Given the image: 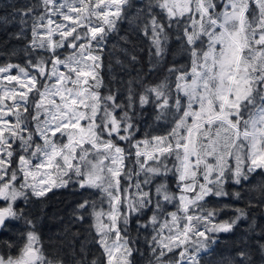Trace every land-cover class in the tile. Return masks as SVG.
Masks as SVG:
<instances>
[{"label":"snow or ice","instance_id":"6c2138e0","mask_svg":"<svg viewBox=\"0 0 264 264\" xmlns=\"http://www.w3.org/2000/svg\"><path fill=\"white\" fill-rule=\"evenodd\" d=\"M5 8L11 21L0 15V25L18 20L15 37L30 30L31 39L23 64H0V232L11 221L27 226L21 244L2 242L0 264H65L46 254L18 202L72 186L92 190L95 198L72 215H90L100 250L89 260L82 242L73 264H136V254L145 264H206L213 234L247 218L235 208L230 221L216 222L230 206L211 198L242 199L226 185L264 174V0H29ZM124 23L149 41L150 57L126 95L115 76L106 83L102 75ZM119 39L128 43L127 34ZM173 41L185 61L146 83ZM147 105L162 132L148 125L140 135ZM253 207L264 208V183L252 188ZM255 228L253 218L245 231ZM253 252L264 264V227L254 246L221 264H255Z\"/></svg>","mask_w":264,"mask_h":264},{"label":"trees","instance_id":"16d2710c","mask_svg":"<svg viewBox=\"0 0 264 264\" xmlns=\"http://www.w3.org/2000/svg\"><path fill=\"white\" fill-rule=\"evenodd\" d=\"M29 0H0V15H8L11 21V8H5V5L15 4L18 8L26 5ZM134 3H140L141 0H133ZM135 11V9H133ZM20 25L17 21L8 23L7 25H0V64L5 62L24 63L23 49L31 39V32L27 30L24 37L17 39L15 33L19 32ZM127 34L128 43H124L119 39V36ZM115 43L121 48L126 49V53L119 49H112L111 45ZM149 41L139 32L132 30L127 23L121 26L119 35H113L109 42L108 49L104 54V69L102 75L105 82L108 83L112 76L116 77L114 87H120L124 95H126L127 81L137 76V70L140 75L148 73L149 70ZM15 53V54H13ZM135 55L137 61L134 63L131 56ZM120 59L125 67L116 64V60ZM153 62L155 58L153 57ZM183 63L185 58L179 55L178 46L173 41L170 43L168 52L164 57V63L155 71L147 76L146 83L155 84L163 79L165 69L169 67L173 61ZM111 62L112 70L109 72L108 64ZM120 81L124 84L121 85ZM137 86V92H139ZM156 109L152 105L145 106L144 115L142 117L143 123L141 125L140 135L148 128V125H153L152 131L160 133L163 128L159 125L163 121L157 122L154 120ZM264 183V174H253L250 181L244 182L243 187L229 183L226 185V190L230 193L233 191H240L242 199H233L231 196L223 198H211L212 204L223 206L225 204L230 207L225 208L216 218L218 221H230L235 217V208H243L247 211V218L237 221L233 230L228 233L213 234L216 237V243L212 245L211 256L205 257L206 264H221V261L227 257H235V254L240 249L247 248L249 244L254 246V242L259 238L261 228L264 227V208L253 207L247 208L252 188L255 185ZM92 190H80L77 186H72L66 189L54 190L44 200L32 199L31 203L25 204L23 200L18 202V208L24 210L23 215L34 221L35 231L40 237L41 244L46 254L50 257H63L65 264H73L72 250L75 248L79 254L80 245L83 242L88 252V259L91 260L93 256L99 255V247L93 242L95 233L89 227L92 223L91 217L86 216L85 220L79 221L72 215L76 210V206L81 203L86 197L94 199L90 195ZM255 202V201H254ZM91 212V209L88 210ZM253 218L256 221V228L254 232H246L249 224ZM147 219V217H145ZM134 223V222H133ZM27 226L23 220L11 221L8 227L0 232V250L2 242L8 240L15 242L17 245L21 244L23 237L19 234L23 232ZM65 229H68L66 232ZM73 233H78V236H73ZM71 242V243H70ZM142 248H146L143 244V236L141 237ZM255 264H261V257L258 252L252 253ZM136 264H145L147 256L141 258L139 254L134 257Z\"/></svg>","mask_w":264,"mask_h":264},{"label":"rangeland","instance_id":"374dc122","mask_svg":"<svg viewBox=\"0 0 264 264\" xmlns=\"http://www.w3.org/2000/svg\"><path fill=\"white\" fill-rule=\"evenodd\" d=\"M222 221H224V220H222ZM222 221H218V222H222Z\"/></svg>","mask_w":264,"mask_h":264}]
</instances>
